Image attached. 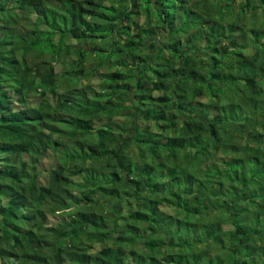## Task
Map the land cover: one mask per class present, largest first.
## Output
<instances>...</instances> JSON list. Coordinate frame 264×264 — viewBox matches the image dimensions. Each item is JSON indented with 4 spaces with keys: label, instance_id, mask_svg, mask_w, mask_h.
<instances>
[{
    "label": "trees",
    "instance_id": "trees-1",
    "mask_svg": "<svg viewBox=\"0 0 264 264\" xmlns=\"http://www.w3.org/2000/svg\"><path fill=\"white\" fill-rule=\"evenodd\" d=\"M0 264H264V0H0Z\"/></svg>",
    "mask_w": 264,
    "mask_h": 264
},
{
    "label": "rangeland",
    "instance_id": "rangeland-1",
    "mask_svg": "<svg viewBox=\"0 0 264 264\" xmlns=\"http://www.w3.org/2000/svg\"><path fill=\"white\" fill-rule=\"evenodd\" d=\"M95 64V62L94 63H91V64H86V66H87V68H90L91 67V65L93 66ZM65 68H67L65 65H57L56 66V69H57V72H59V73H63V70L65 69ZM103 71H105V69H103V70H101V72H103ZM91 81V80H90ZM92 81H94L93 79H92ZM85 83H87V81H85Z\"/></svg>",
    "mask_w": 264,
    "mask_h": 264
}]
</instances>
